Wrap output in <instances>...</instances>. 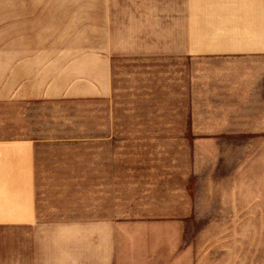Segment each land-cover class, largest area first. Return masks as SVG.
Masks as SVG:
<instances>
[{"label":"rangeland","instance_id":"rangeland-1","mask_svg":"<svg viewBox=\"0 0 264 264\" xmlns=\"http://www.w3.org/2000/svg\"><path fill=\"white\" fill-rule=\"evenodd\" d=\"M160 5L0 0V89L36 92L0 100V135L38 140L46 216L119 222L117 264H264V133L230 115L240 97L225 92L254 65L163 52L170 23H148ZM23 57L34 74H3ZM30 233L3 227V264L25 263Z\"/></svg>","mask_w":264,"mask_h":264},{"label":"crops","instance_id":"crops-1","mask_svg":"<svg viewBox=\"0 0 264 264\" xmlns=\"http://www.w3.org/2000/svg\"><path fill=\"white\" fill-rule=\"evenodd\" d=\"M160 4L161 19L148 23H170L159 33V43L166 45L163 52L176 56L236 55L254 65L246 66L245 79L226 85L225 92L240 97V112L230 115L242 117L250 125L247 130L264 133V0H160ZM13 64L3 63L4 75L12 73L11 69L18 75L37 70L34 58L23 57ZM16 89L15 97L0 89V100L12 101L16 96L18 100L20 96L33 100L36 95L29 84L25 91L24 84ZM88 89L86 86L81 91ZM107 90L104 82L92 88L97 96L106 95ZM37 142L31 136L0 135V231L8 226L30 229L32 240L25 263L11 256L6 264H117L116 219L46 216L39 207ZM40 237L46 238V243L39 242Z\"/></svg>","mask_w":264,"mask_h":264}]
</instances>
